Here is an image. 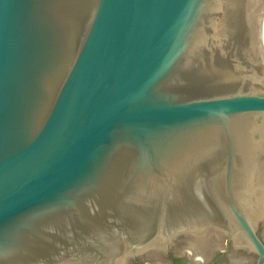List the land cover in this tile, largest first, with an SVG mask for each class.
Instances as JSON below:
<instances>
[{"label":"water","instance_id":"water-1","mask_svg":"<svg viewBox=\"0 0 264 264\" xmlns=\"http://www.w3.org/2000/svg\"><path fill=\"white\" fill-rule=\"evenodd\" d=\"M264 264V0H0V264Z\"/></svg>","mask_w":264,"mask_h":264},{"label":"flooded vegetation","instance_id":"flooded-vegetation-1","mask_svg":"<svg viewBox=\"0 0 264 264\" xmlns=\"http://www.w3.org/2000/svg\"><path fill=\"white\" fill-rule=\"evenodd\" d=\"M217 253L214 251L207 260L197 263L194 258H191L190 254H184L179 256H169V261L164 264H216Z\"/></svg>","mask_w":264,"mask_h":264}]
</instances>
